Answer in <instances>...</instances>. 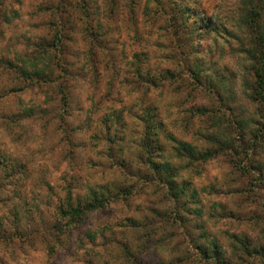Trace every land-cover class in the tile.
Segmentation results:
<instances>
[{
  "label": "rangeland",
  "instance_id": "1",
  "mask_svg": "<svg viewBox=\"0 0 264 264\" xmlns=\"http://www.w3.org/2000/svg\"><path fill=\"white\" fill-rule=\"evenodd\" d=\"M80 2L0 0V217L11 237L0 241V264H264V182L254 166L264 164V140L241 155L248 173L234 156L189 166L167 137L202 147L213 133L245 145L264 122L240 33L175 35L170 23L187 7L191 28L204 16L236 31L240 0ZM137 64L157 84H142ZM148 105L166 129L153 158L180 161L177 181H189L180 200L148 182L144 173L159 176L137 158ZM100 185L134 192L76 227L58 219L69 191L76 198ZM214 240L223 254L206 260L198 247Z\"/></svg>",
  "mask_w": 264,
  "mask_h": 264
},
{
  "label": "trees",
  "instance_id": "2",
  "mask_svg": "<svg viewBox=\"0 0 264 264\" xmlns=\"http://www.w3.org/2000/svg\"><path fill=\"white\" fill-rule=\"evenodd\" d=\"M87 0H83L81 4V8L86 10L85 3ZM79 3V1L77 2ZM240 18L237 23V30L234 31L232 28L230 29L224 23H219L216 21H210L206 19L204 16L200 22H196V24L191 28L190 24L188 23V19L192 16V12L187 14V7L181 8L180 12L176 16L173 15V18L170 19L171 27L173 29V34L178 35L180 30L183 28L184 31L187 29L189 34L193 36L197 29L200 28H212L216 29L219 26L222 27L220 30L221 32L224 30L227 34H236L240 33L239 35L243 37L247 41L244 42L245 48L244 50V58L247 61V69L252 76V86H251V93L250 96L255 102H259L264 105V0H240ZM142 11H146L148 9V3L146 6L144 5ZM195 18V16H194ZM196 21V19H195ZM178 31V32H177ZM187 32V33H188ZM61 37V36H60ZM62 39V37L60 38ZM60 41V40H59ZM55 43V40H54ZM135 70L138 72L139 76L144 78L145 81L142 83H153L157 84L158 80L161 78L157 75H147L144 77L141 65L135 67ZM187 71L192 73V77L200 80V67L196 66L195 68L190 65L187 68ZM170 75H174L168 69L165 70ZM167 74L162 73V76L165 77ZM63 92V91H62ZM63 98H67L65 94H63ZM66 101V100H64ZM144 112L147 114L144 117L145 127H146V134L144 138L139 141V146H141L140 151L137 154V158L142 161V164L147 165V168L150 171L156 173L157 176L155 178H150L148 173H144L145 177L147 178L148 182L152 180H156L164 185H168L169 194H171L176 200H180L187 192V184H189L188 180H184L183 183H179L177 181V177L180 175V169L182 166L177 163H173L168 159L163 158L162 161L153 158V150L156 147L159 151L162 150L160 143V135L163 130L165 129V124L159 120V113H156L157 119H155L152 113L156 112V106H146ZM116 119L120 120L121 114L115 117ZM120 122V121H118ZM167 137L172 139L177 145L173 147L175 150L177 160L188 159L189 166L195 163L207 162L212 158H216L220 155L224 156H234L237 158L236 164L243 170H247L248 173L250 171L247 166L242 162L244 159L241 157L243 153H247L248 149L252 150L255 149L258 144L264 139V122L262 123L261 127L257 129L252 134V140H247L245 145L238 144L234 145V143L227 139L223 138L219 135H215L210 133L207 135L206 145L199 147L194 145L188 141L183 139H179L174 136L172 133H167ZM247 150V151H246ZM146 152V153H145ZM248 155V154H247ZM242 158V159H241ZM246 160V159H245ZM2 164L5 166L7 162H5V158L0 156V169ZM131 162L126 159L123 160L122 165L127 167H132ZM257 169L261 172L257 177L258 181L263 183L264 182V164L258 161L255 164ZM138 170H141L140 168ZM139 172V171H138ZM139 174V173H138ZM7 183L4 180V177L0 176V193L7 191L6 189ZM134 192V185H130L129 187H120L115 186L111 187L108 185H100L98 188H90L84 195H78L76 198H73L71 192H68V200H63L59 207L57 208V213L59 215V220L68 222V225L77 226V223L82 221L85 216L92 211L101 209L111 201L117 200L120 197L131 195ZM198 189H195L193 192V196H197ZM2 217H0V241H9L11 237H8L6 234V230L4 229V223ZM14 227V224H11ZM56 226V225H55ZM237 242L241 243L245 249L249 248L250 239L246 237H240L239 235H235ZM202 242L198 247V254L203 255L206 257V260H209V257L212 256V253L215 257H219L223 254L221 251L219 244L216 240L204 244ZM204 244V245H203ZM213 244V246H212ZM213 250V251H212Z\"/></svg>",
  "mask_w": 264,
  "mask_h": 264
}]
</instances>
